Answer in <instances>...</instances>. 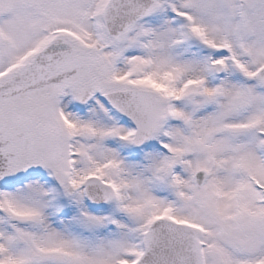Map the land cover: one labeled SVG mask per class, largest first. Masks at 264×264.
Instances as JSON below:
<instances>
[{
  "label": "snow or ice",
  "instance_id": "snow-or-ice-1",
  "mask_svg": "<svg viewBox=\"0 0 264 264\" xmlns=\"http://www.w3.org/2000/svg\"><path fill=\"white\" fill-rule=\"evenodd\" d=\"M0 264H264V0H0Z\"/></svg>",
  "mask_w": 264,
  "mask_h": 264
}]
</instances>
